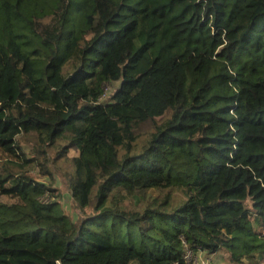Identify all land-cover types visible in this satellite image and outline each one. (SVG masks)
I'll list each match as a JSON object with an SVG mask.
<instances>
[{"label": "trees", "instance_id": "obj_1", "mask_svg": "<svg viewBox=\"0 0 264 264\" xmlns=\"http://www.w3.org/2000/svg\"><path fill=\"white\" fill-rule=\"evenodd\" d=\"M0 125V264H264V0H0Z\"/></svg>", "mask_w": 264, "mask_h": 264}, {"label": "rangeland", "instance_id": "obj_2", "mask_svg": "<svg viewBox=\"0 0 264 264\" xmlns=\"http://www.w3.org/2000/svg\"><path fill=\"white\" fill-rule=\"evenodd\" d=\"M114 88H119V84H116L115 87H110L107 92V97L105 101H109L111 95L113 94ZM6 95L8 98H11L15 100L17 98V94L10 88L7 87L5 89ZM3 126L0 125V128ZM31 175L36 179L38 183L44 184L49 187H53L55 189H58L60 191V194L62 195V198L60 199L61 208L64 211L66 215L69 216V218L72 220V222H75L80 217V211L76 209L75 204L73 202L72 195L68 193V191L64 190L62 188L61 183L57 181V179L51 180L47 177H43L39 174V170H34ZM165 195H161L158 198V201L164 200ZM55 199V198H54ZM220 260V258H218ZM49 260H56L59 262L60 260V254L58 253H51V254H45L41 255L39 258L40 263H45Z\"/></svg>", "mask_w": 264, "mask_h": 264}, {"label": "built area", "instance_id": "obj_3", "mask_svg": "<svg viewBox=\"0 0 264 264\" xmlns=\"http://www.w3.org/2000/svg\"><path fill=\"white\" fill-rule=\"evenodd\" d=\"M110 87H106L105 89V94L103 96L102 102L106 103L105 99L107 97V92L109 90ZM54 199V198H53ZM185 246H186V253H185V262L187 264H211V260L204 257L203 253L201 252H195L192 249H190L186 243L184 242Z\"/></svg>", "mask_w": 264, "mask_h": 264}]
</instances>
